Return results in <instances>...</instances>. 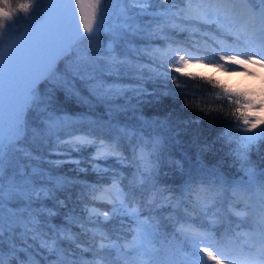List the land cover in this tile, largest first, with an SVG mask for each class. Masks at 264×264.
I'll return each mask as SVG.
<instances>
[{"label": "snow or ice", "instance_id": "obj_1", "mask_svg": "<svg viewBox=\"0 0 264 264\" xmlns=\"http://www.w3.org/2000/svg\"><path fill=\"white\" fill-rule=\"evenodd\" d=\"M113 2L48 0L45 6L41 0H29L19 6L26 15L5 24V30L0 32V264H39L35 259L37 245L28 244L29 238L36 241L48 230L71 235L68 228L57 229L50 224L47 218L59 212L45 201L51 199L59 208H67L68 200L72 199L71 189L77 187L89 225L100 227L101 204L109 206L102 211L104 223L128 218V227L135 231V237L132 252L121 253L125 264H129L130 256L139 257L141 264H264V228L247 236V245L251 243L252 248L240 247L241 238L226 241L220 237L216 225L224 226L219 214L210 223H197L177 212L172 224L175 231L170 234L176 240L182 237L183 243L174 251L171 245L161 243L160 232L168 234L169 225L151 221L152 216L159 214L154 212L155 201L146 203V191L148 185L156 189L161 184L166 135L179 133L173 131L169 115L145 114L146 105L175 96L167 88L170 79L196 77L186 68L193 62L233 75L240 74L238 65L248 59L264 65V0H209L200 6L202 15L198 19L208 22L215 17L219 25L218 30L203 29L213 32L214 38H209L212 52L184 44L183 37H176L175 33L165 34L168 48L156 50L154 59L149 61L153 65L149 71L125 65L114 55L116 46L121 42L132 43L145 35L146 29L134 28L142 17L152 16L153 20L167 17L172 8L163 6L157 17L155 8L142 5L158 0H115L120 5L122 22L113 24L110 21ZM170 2L182 5L184 0ZM221 12L229 15L221 16ZM106 55L108 59L104 58ZM173 73L178 75L173 76ZM197 75L215 81L214 77ZM159 82L164 86L149 87ZM215 83L220 85L225 98L229 93L235 98L231 115L241 130L236 132L235 146L232 139H228V148L247 180H229L217 167H209L203 159L197 158L180 187L165 186L163 190L173 194L169 199L178 206L187 208L184 203L187 197L195 208L207 203L199 194L194 201L189 195L195 191L196 184H211V190L218 196L228 190L235 196H243L249 185H255L264 203V179H261L264 173L257 175L249 166L250 153L264 145V99L259 101L261 108L257 113L253 111V104L238 98L242 93L233 91L235 87L222 81ZM59 93L85 102L88 110L75 114L58 110ZM94 109H102V112ZM34 114L39 118V126L33 123ZM129 120L135 123H128ZM196 122H200L199 119ZM29 136L47 144L49 158L59 157L54 167L72 163L77 175L54 176L49 169L22 164L16 150L21 139L27 140ZM125 138L129 140L131 156L124 151L122 140ZM133 139L136 143H131ZM86 149L92 150L88 167L84 166L83 157L73 155ZM137 149L141 150L136 165L140 187L123 182L122 168L113 169L101 163L110 158L120 165L129 160L136 163ZM211 149L208 143L201 146L202 152ZM25 155L32 157L31 152ZM177 164L183 172V165ZM89 172L96 175V181L82 178ZM108 184L110 186L106 187ZM65 190L68 191L66 198L56 195ZM142 215L149 219L142 220ZM65 220L67 224L75 222L85 227L74 209L68 210ZM261 222L264 223V218ZM120 223L123 225L124 219ZM156 244H161L162 255L153 248ZM40 246L48 252L47 264H77L75 259H65L62 245L55 239L51 245L47 239H40Z\"/></svg>", "mask_w": 264, "mask_h": 264}, {"label": "trees", "instance_id": "obj_2", "mask_svg": "<svg viewBox=\"0 0 264 264\" xmlns=\"http://www.w3.org/2000/svg\"><path fill=\"white\" fill-rule=\"evenodd\" d=\"M28 2L29 0H0V25H2L0 26V32L5 30V24L16 20L18 16L26 15L19 6ZM166 4V1L158 0V2L149 4L147 7L155 8L156 15L159 17L160 11ZM175 4L177 6L178 3ZM176 6L170 7L172 13L167 17L156 20H153L152 16L142 17L141 23L135 25L134 28L146 29L145 35L135 38L132 43H119L116 46L114 55L120 57L123 63L132 69L149 71L153 67L149 61L154 59V54H157L156 50L163 51L168 48L165 34L170 33H175L176 37H183V43L186 45L204 49L211 53L212 41L209 38L213 37V32L204 31L203 29L218 30L219 28L213 23L188 19L182 15L181 10H178ZM115 22H118V24L122 22L120 16ZM104 58L108 59V56L106 55ZM117 63H120V61H117ZM190 74L196 77L181 76L179 80L170 79L167 82V88L175 93L174 97L166 96L159 103L153 102L151 105L145 106L146 115H169L173 131L179 133L178 135H172L171 133L166 135L163 167L160 172L161 184L156 189H152L148 185L146 191V203L151 204L155 201L154 212L159 214L158 216H152L151 219L154 222L163 221L169 225L170 232L168 234H165L163 230L161 232L165 237V244L171 245L172 251L183 243L182 237L176 240L170 234L175 231L172 228V224L176 219L175 213L179 212L180 215L186 216L189 220H195L197 223H210L213 217L219 214L223 218L224 227L221 228L219 223L216 227L220 229V236L228 235L233 228L246 226L247 223L250 224L252 221L251 218L243 219L242 217L233 216L231 209L238 210L247 203L249 194L258 193L255 185H249L243 196H235L231 190H228L225 195L218 196L215 191L211 190V184H196L194 185L195 191L190 192L189 195L194 201L197 194H199L207 200V203L194 208L193 204L185 197L184 203L188 207L184 208L177 205V208L171 211V207L176 205V202L169 199L173 194L165 192L163 189L165 186L180 187L187 179L188 171L192 169V165L197 158L203 159L209 167H217L229 180H247V177L240 170V163L235 161L233 156L229 154L230 149L228 148V139H232L233 146H235L236 132L241 130L237 126V121L231 115L234 110L235 98L231 93H229L228 98L224 97V91L219 84L215 83V81H218L217 79L207 81L201 79L197 73L190 72ZM176 75L178 74L173 73V76ZM205 76L213 77L211 75ZM127 79L125 77L126 82ZM154 86L163 87L164 84L159 82L157 85H149L150 88ZM84 95L87 96V92ZM238 98L248 104H253V109L261 106L259 100L256 101L252 97L248 98L241 95ZM56 107L60 111L73 114L88 110V105L85 102L74 97H66L63 93L58 94ZM94 111L102 112V109H94ZM197 119L200 122H196ZM33 123L36 126H39L40 123L35 114L33 115ZM128 123L135 122L129 120ZM230 128L234 131L229 132L228 129ZM131 143H136V140L133 139ZM205 143L212 145V149L202 152L201 146ZM122 144L127 155L131 156L132 149L129 147V140L127 138L123 139ZM16 151L20 162L28 165L29 168L35 165L49 169L54 176L61 174L67 176L77 175V172L73 171L74 164L72 163L64 162L62 167H54V163L59 160V157L52 155L49 158L47 144H41L38 139L31 136L27 140L21 139ZM91 151V149H86L84 152L73 153V155L83 157L84 166L88 167V158ZM140 151V149H137L136 163L129 160L124 165H120L112 158L106 162L101 161V163H106L113 169L122 168L123 171L120 175L123 182L126 185L135 183L137 187H140V178L136 166L140 161ZM25 152H31L32 157L29 159ZM252 158L262 161L258 165L251 166L257 175L264 173V145H261L259 151L253 149L249 159ZM177 162L183 165V172H181ZM140 171H144L142 164L140 165ZM82 178L88 181H96L97 179L96 175L91 172ZM261 179H264V177H261ZM67 194V190L56 193L61 198H66ZM71 194L72 199L68 200L67 208H59L58 204L51 199L45 201L50 208L59 212L58 215L47 218L50 224L55 225L57 229L68 228L71 235H69V232L59 233L58 231L48 230L44 232L40 239H47L49 245L55 239L57 243L62 245L61 252L65 253V259H75L77 264H94V259H99L103 264H123L124 259H122L121 252L124 251L125 244L130 240L129 235H131L128 218H117L107 223L101 221L99 228L89 225L88 218L85 216L86 212L82 207L83 202L78 199L79 188L71 189ZM88 201H91V197L88 198ZM214 202L216 203L215 207L213 206ZM106 207L109 206L100 205V208L104 209ZM69 209L75 210V215L82 219L85 227H81L80 223H66L65 214ZM144 211L147 213V209ZM205 212H207V215H204ZM121 219H124L123 225L120 223ZM178 227L179 225H176V228ZM105 232L108 234L107 236H105ZM40 239L33 241L29 238L27 243L37 245L36 251L38 254L35 259L39 261V264H47L48 252L40 246ZM116 244H119L118 248ZM101 245L104 247L102 248ZM159 254H163L162 248H160Z\"/></svg>", "mask_w": 264, "mask_h": 264}, {"label": "rangeland", "instance_id": "obj_3", "mask_svg": "<svg viewBox=\"0 0 264 264\" xmlns=\"http://www.w3.org/2000/svg\"><path fill=\"white\" fill-rule=\"evenodd\" d=\"M166 1V5L168 7H175V3H170V0H162ZM42 4L47 6L48 0H41ZM212 2H215V0H212ZM209 3V0H184L183 4H177L178 10H181L182 15L187 17L188 19H192L195 21H200L204 23H213L216 25V27L219 28V25L215 23V17H213L212 21L205 22L203 19H198V16L202 15V13L199 11V8L201 5H206ZM27 4V3H26ZM149 4L142 5L144 7H147ZM119 8L120 5L118 3H115V0L113 4L110 6V21L113 24H118V22H115L117 18H119ZM190 9V10H189ZM229 15L228 13L221 12V16H227ZM167 49V48H166ZM165 49V50H166ZM255 50V49H254ZM192 55H195L192 53ZM238 67L240 68V74H224L222 72H218L216 67L214 66H209V65H204L200 63H195L193 62L192 65L186 66L187 71L191 73H197V74H204V75H211L218 81L226 82V84L230 87H235L233 91H239L242 93V96L246 97H252L256 101L259 100L261 101L264 99V65L257 64V62L254 59H248L247 61L241 62ZM208 70H213V71H208ZM239 69H236L238 71ZM260 108L253 109L254 112L259 113ZM262 161L258 159H250V164L249 166H255L260 164ZM35 166V165H33ZM110 186V185H109ZM107 187V186H106ZM262 203V202H261ZM260 205V210L263 213L264 212V203L259 204ZM101 209V215L99 217L100 221H103V215L102 211L103 208ZM250 209V203H247L246 207L240 211L241 213H249ZM236 214V213H235ZM85 216L88 218V216L85 214ZM249 233L244 232V234L237 233L235 238H241L240 240V247L243 245L248 246L247 244H244L245 241H247V236ZM135 237V234H134ZM250 248V247H249ZM132 247L130 248V251L132 252ZM123 253V252H122ZM128 253V251L126 252ZM139 258V257H137ZM136 259V258H134ZM94 264H102L98 261V259H94Z\"/></svg>", "mask_w": 264, "mask_h": 264}, {"label": "clouds", "instance_id": "obj_4", "mask_svg": "<svg viewBox=\"0 0 264 264\" xmlns=\"http://www.w3.org/2000/svg\"><path fill=\"white\" fill-rule=\"evenodd\" d=\"M0 26H2V25H0ZM208 71H213V70H208Z\"/></svg>", "mask_w": 264, "mask_h": 264}]
</instances>
